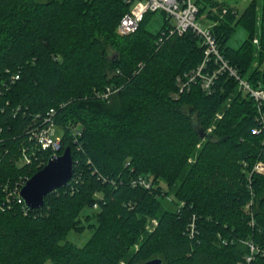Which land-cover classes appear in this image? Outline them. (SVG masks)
Wrapping results in <instances>:
<instances>
[{
  "label": "trees",
  "instance_id": "obj_1",
  "mask_svg": "<svg viewBox=\"0 0 264 264\" xmlns=\"http://www.w3.org/2000/svg\"><path fill=\"white\" fill-rule=\"evenodd\" d=\"M199 4L201 13L219 5ZM130 9L127 0H0V264H264V175L254 172L264 163V103L228 72L208 93L195 77L203 41L192 31L163 37L167 20L149 32L157 13L118 36ZM258 9L251 0L241 14L211 20L223 57L264 89V0ZM240 27L246 39L233 48ZM217 67L212 61L204 74ZM108 88L115 93L105 100ZM51 110L74 175L44 207L27 211L7 199L51 157L41 151L20 165L29 132ZM73 125H81L77 143ZM139 177L155 187H133ZM160 181L178 186L173 203ZM86 229L93 234L83 247L67 240Z\"/></svg>",
  "mask_w": 264,
  "mask_h": 264
},
{
  "label": "built area",
  "instance_id": "obj_2",
  "mask_svg": "<svg viewBox=\"0 0 264 264\" xmlns=\"http://www.w3.org/2000/svg\"><path fill=\"white\" fill-rule=\"evenodd\" d=\"M200 1L202 0H127L131 9L122 17L117 28V33L122 37L130 36L140 29L146 15L151 13L163 14L167 18L169 24L167 30L163 33V37L183 36L188 31H192L203 41V45L206 48V59L195 77L199 76L202 79L203 87L208 93H210L214 81L223 73L228 72L230 76L239 81L240 87L254 97L261 106L264 103V89H254L250 86L248 81L242 79L238 69L232 66L221 54L217 38L213 31L218 25V22L212 21L211 16H216L217 18L219 16L223 17L228 14L230 9L234 10L235 13L236 10L233 7L216 6L206 7V11L201 13ZM212 61H214L218 67L212 74H204V70L209 67ZM19 78V76H16L14 80ZM194 79L195 78H192L191 81ZM114 93L115 92L111 88H108L101 97L105 100H109ZM54 115L55 111L51 110L47 117H45V124L29 132L28 142L31 145L23 149L20 165L30 164L33 161L32 156L36 157L41 151H47L50 153V156L60 155L63 149V142L62 136L60 137L57 135L58 125ZM257 133V130L253 132V134ZM72 137L74 142L77 143L79 137H81V131L77 128L73 129ZM254 172L264 175V163H258L255 166ZM27 181L23 184H18L15 191H9L8 203H10L12 199L17 198L18 203L23 204L26 209L20 192ZM131 185L147 190L153 188L152 182L145 177H139L137 180L132 181ZM7 189L6 187L5 190ZM95 207H97V205H95ZM252 251H254V248H252Z\"/></svg>",
  "mask_w": 264,
  "mask_h": 264
},
{
  "label": "rangeland",
  "instance_id": "obj_3",
  "mask_svg": "<svg viewBox=\"0 0 264 264\" xmlns=\"http://www.w3.org/2000/svg\"><path fill=\"white\" fill-rule=\"evenodd\" d=\"M216 2H218V4H219L218 7H222V6L223 7H233L237 12H239L241 14L249 6V4L251 3V0H216ZM258 3H259V9H258V13H259V10H260V7L262 6L263 0H258ZM165 20H167V18L163 14L157 13L149 19V21L146 24V29L151 33H158L162 29L163 25L165 24ZM256 22H257V25H256L257 31H256V35H255L254 45H256L255 47L258 50L259 35H260V23H261L260 15H257V21ZM118 36H120V35L118 34ZM120 37H122V36H120ZM245 39H246V32L243 28L240 27L235 32L234 36L229 40L228 44H229V46H231L233 48H240L241 45L244 43ZM256 41H258V42H256ZM109 54H110V56H114V54H115L114 50L109 49ZM257 65H258V62L255 60L253 68H256ZM80 126L73 125L72 127H73V129H75V128L79 129ZM212 129L209 130L210 133L212 132ZM63 134H64V131L57 127V135L61 137V136H63ZM185 175H186V173L184 172V174L180 178V181H182V179L185 178ZM159 185L162 186L163 191H166L165 194H166L167 202L169 204L173 203V201L175 200L174 195H175V192H176L178 186L169 190L167 184L164 181H160ZM153 187H155V186L153 185ZM93 209H94V211L99 210L98 207H95V206L93 207ZM93 221L96 222V220H93ZM157 223H158L157 219L151 220L148 223L147 228H146V233L143 235L140 242L131 250L130 255H133V253L139 249L140 244L145 240V238L149 235V233H151L154 230ZM92 234H93V231L91 229H86V231H84V233H82V234H76V233L72 232L68 235L67 240L70 241L71 243H74L75 245H77L79 247H83L89 241V239L92 237ZM252 248H254V247H252ZM46 264H52V263L48 262Z\"/></svg>",
  "mask_w": 264,
  "mask_h": 264
},
{
  "label": "water",
  "instance_id": "obj_4",
  "mask_svg": "<svg viewBox=\"0 0 264 264\" xmlns=\"http://www.w3.org/2000/svg\"><path fill=\"white\" fill-rule=\"evenodd\" d=\"M74 175L72 149L67 146L62 155L51 156L45 167L30 178L20 192L26 209L37 210L45 205L46 197L65 188ZM144 264H163L162 259H153Z\"/></svg>",
  "mask_w": 264,
  "mask_h": 264
}]
</instances>
